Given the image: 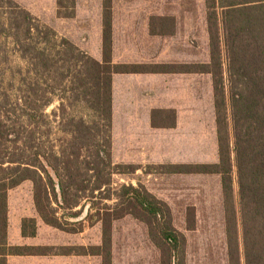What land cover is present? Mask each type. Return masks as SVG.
I'll return each mask as SVG.
<instances>
[{
    "label": "rangeland",
    "instance_id": "obj_1",
    "mask_svg": "<svg viewBox=\"0 0 264 264\" xmlns=\"http://www.w3.org/2000/svg\"><path fill=\"white\" fill-rule=\"evenodd\" d=\"M112 3L113 0H110V8ZM117 3L136 6L139 4L141 7L139 10L116 12L119 20L145 19L149 23L151 34L162 35L178 45L188 43L190 63L191 49L195 65L210 63L207 9L204 0H117ZM103 7L104 0L102 11ZM29 13L41 26L53 32L54 36L48 35L49 40L64 38L79 50L77 45L83 47L90 42L94 48L96 24L99 21L102 38V12L93 13L92 16L90 13L69 11ZM12 41V38H0V46L5 48L0 50L6 52V57L0 56V173L2 169L15 168L19 162L37 163L35 156H38V161L44 164L54 180L56 178L51 167H57L62 175H73L78 188L80 181L90 175L85 173V161L93 156L96 145L88 136L89 139L85 142L73 139L75 128L72 120L78 121L82 118L91 125V117L82 104L76 105L70 94L61 99V90L52 92L50 89V86H59L61 89L66 82H61L60 79V73L65 71L64 63L61 62L58 67L51 69L41 68L39 64H29L21 58ZM222 60L224 64V55ZM34 67L37 69L34 70ZM222 72L228 92L225 64ZM26 78L31 82L30 88L22 84ZM212 85L210 74L194 73L193 105L189 103L188 114L184 112L179 116V123L173 128H162L163 130L155 131L151 135L145 133L137 141V146V142L132 141L135 144L130 156L126 148L128 140L124 137L127 125L117 122L113 130L111 123L112 166L121 165L123 168L115 167V172L109 178L106 177L110 184L100 191L91 192L93 180L85 183L89 188L79 190L75 196L79 201L77 208L67 209L51 197L52 207L60 223L74 232L51 227L41 220L34 207L31 181L26 180L10 189L7 193V245L19 242V221L33 217L37 225V235L28 242L34 247H49L54 253L64 252L60 248L83 247L88 251L102 243L103 223L98 220L99 212L101 216L112 215L111 264H167L168 256L150 237L148 225L140 210L129 201L122 204L119 200L120 187L131 185L146 191L168 206L174 230L185 238V264H228L220 177L170 174L164 169L175 164L218 162ZM24 96L33 107L36 103L42 110L44 118L39 124H31L20 116L23 109L20 100ZM47 99H51L49 106L42 107ZM162 117L163 127L174 124L175 115L172 111L166 112ZM104 130L100 127L98 131H92V135H96L102 144ZM76 157L78 161L74 162ZM75 169L81 172L80 176L74 174ZM235 181L234 177V191L237 192ZM90 208L91 216L86 218ZM75 213L79 214L73 216ZM61 258L64 259L57 260L61 264H102L100 256L70 255L69 258Z\"/></svg>",
    "mask_w": 264,
    "mask_h": 264
},
{
    "label": "trees",
    "instance_id": "obj_2",
    "mask_svg": "<svg viewBox=\"0 0 264 264\" xmlns=\"http://www.w3.org/2000/svg\"><path fill=\"white\" fill-rule=\"evenodd\" d=\"M204 1L210 63L189 65L188 70L212 76L218 162L175 164L164 169L170 174L218 175L221 180L228 264H264V0ZM109 3L110 0H104L102 62H97L64 38L49 40L48 35L54 36L53 32L41 26L29 12L20 9L12 0H0V38H12L13 46L29 64H39L44 69L58 67L61 62L66 65L65 71L60 73L61 82L66 81L63 87L50 86V89L52 92L61 90V99L70 94L76 105L82 104L91 117V125L82 118L78 121L73 119V139L85 142L91 137L90 140L96 145L93 156L85 161V173L90 175L80 181L78 188L74 176L62 175L57 167H51L56 178L54 180L44 164L38 161V156H35L37 163L19 162L15 168L2 169L0 264H6L7 256L45 255L100 256L102 264L112 263L111 214L101 216L97 213L98 220L103 223L102 243L88 251L83 247L60 248L64 252L54 253L49 247H12L6 243L7 193L10 189L26 180L31 181L34 207L41 220L51 227L74 232L60 223L52 207L51 197L67 209L77 208L79 201L75 196L79 190L89 188L85 183L93 180L91 192L100 191L110 184L106 177L109 178L115 172V167L123 168L121 165L112 166L110 154L112 76L117 73L145 72V68L112 64V11ZM0 49L5 48L0 46ZM47 52L51 54L47 55ZM223 55L226 58L224 64L227 67L228 92L222 72ZM0 56L6 57V52L0 50ZM22 84L30 88L31 82L26 78ZM1 94L0 91V99ZM20 101L23 104L20 116L31 124H39L44 118L42 110L36 103L33 107L25 96ZM50 102L51 99H47L42 107L49 106ZM166 112L155 111L152 116L160 114L162 117ZM162 125L163 122L157 126L175 127V123L170 127ZM100 127L105 129L103 144L96 135H92L93 129L96 132ZM77 161L78 157L74 162ZM74 174L80 176L81 172L75 169ZM234 177L237 192L234 191ZM119 193L122 204L129 201L140 210L150 237L168 256L167 264H185V238L174 230L168 206L131 185L121 186ZM90 210L86 218H90ZM21 235L24 238L37 235L35 219L25 218L21 221Z\"/></svg>",
    "mask_w": 264,
    "mask_h": 264
},
{
    "label": "crops",
    "instance_id": "obj_3",
    "mask_svg": "<svg viewBox=\"0 0 264 264\" xmlns=\"http://www.w3.org/2000/svg\"><path fill=\"white\" fill-rule=\"evenodd\" d=\"M20 9L27 12H60L73 13L102 12V0H13ZM140 5L112 3V52L113 65L141 66L145 72L117 73L112 76V125L121 122L126 124L124 137L128 156L137 141L144 134L151 135L155 131L163 130L157 126L164 118L155 111H172L175 115L174 123H179V116L188 114L189 103L193 105L194 73L189 72V65H193V50L189 59L188 43L178 45L162 35L151 34L149 23L145 19L119 20L116 12L124 10H139ZM78 17V16H77ZM86 18V22L89 21ZM96 22V21H95ZM96 47L86 43L83 47L77 45L97 62H102L101 22L96 24ZM192 48V47H191ZM190 79V87H189ZM152 123L154 125H152ZM151 138V137H150ZM154 139V138H152ZM132 141H136L132 143ZM138 142L136 143V146ZM140 147V146H139ZM33 218V217H32ZM21 221L17 228L19 242L8 246H29L30 238L21 235ZM9 236V233H8ZM36 237V236H35ZM62 256H7L6 264H61L57 261ZM65 256V258H69Z\"/></svg>",
    "mask_w": 264,
    "mask_h": 264
}]
</instances>
